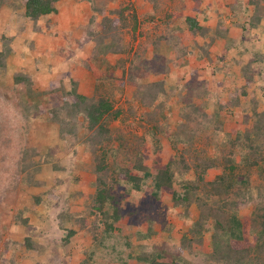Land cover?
Returning a JSON list of instances; mask_svg holds the SVG:
<instances>
[{"label": "rangeland", "instance_id": "obj_1", "mask_svg": "<svg viewBox=\"0 0 264 264\" xmlns=\"http://www.w3.org/2000/svg\"><path fill=\"white\" fill-rule=\"evenodd\" d=\"M175 1L161 0V10L157 13L146 0H112L108 4L106 12L122 11L129 16L126 28L120 29L126 54L105 57L113 67L124 57L128 60L110 70L115 78L119 79L122 72L131 67L130 59L141 52L145 42L149 43L151 38L168 29L185 28L183 20L194 14L190 11L194 3L185 0L182 7L179 0ZM232 2L203 0L199 6L203 12L198 21L206 31L190 33L184 40L189 53L184 52L183 67L173 65L176 56L164 41L161 42L159 54L167 59L170 72L163 75L150 71L143 82L163 80L165 90H171L164 114L172 127L177 123L178 109L182 105L179 86L192 78V71L199 76L198 81L207 79L214 83L224 79L223 91L221 95L220 91L215 92L216 96L227 98L229 93H235L234 88L236 92L241 87L245 89V95H239L240 107L230 109L232 113H221L225 134L234 138L236 131L244 129L241 121L246 116L249 117L248 123L252 121L250 107L257 112L264 108V20L256 27H249L246 18L253 15V10H245L247 0H238L240 12L232 8ZM130 6L137 19L134 36L135 23ZM55 7L56 13L34 22L25 17L22 0H0V53L7 48L11 50L5 58L0 54V60H4V66L0 67V264H147L142 260L145 254H155L157 261L174 258L176 264H203L206 260L199 259L202 253L198 249L203 252L202 247L209 246L203 240L201 243L197 242L198 239H195L196 243L190 240V228L199 215L198 208L194 204L187 209L176 205L168 189L155 191L156 196H152L153 179L150 174H145L147 169L150 173L154 167H164L168 161L178 160L179 151L163 138L159 139L158 147L151 142L144 147L139 138L147 136V132L138 125L139 116L121 122V118L128 115L127 106H136L137 103L132 100L133 87L126 85L122 89L114 79L107 80V95L114 108L123 107L126 114L111 121L110 130L121 131L128 144H131V136L137 140L134 151L116 150L115 156L123 161H118L113 154L108 156L109 161L116 159V164L111 163L115 172L106 180L113 199L104 204L103 213L92 209L95 189L93 176L86 167L89 156L83 153L79 144L60 141L59 126L48 120V108L45 107L49 102L40 96V92L62 77L65 85L76 83V90L81 94L93 95L101 71L91 70L93 45L84 42V38H87L90 19L96 9L93 0H57ZM166 13L172 14L171 19ZM100 21L98 18L93 25ZM123 21L125 18H120L118 23ZM219 23L222 24L219 29L223 28L221 39L215 34ZM94 28L100 29L98 25ZM244 49L256 52L262 59L257 63L254 55L240 53ZM152 54L148 50L145 61L152 58ZM141 59L139 61L145 62ZM248 63L254 71L251 82L245 79L246 74L242 71ZM16 76H28L31 87L26 83H15ZM213 83L211 89L215 87ZM216 107L217 104L211 102L206 113L212 115ZM39 110L44 114L40 116ZM238 114L241 116L236 122ZM219 134L224 138L222 133ZM117 141L112 144L113 148H116ZM155 146L157 149L154 150ZM36 147L41 149V158H35L38 169L32 173V178L39 182V187L17 184L18 178L26 174L21 172V150ZM53 148L50 158L46 155L47 150ZM207 149L209 154H214L211 144ZM136 155L139 161L132 167L126 157ZM190 171L185 178L194 184L196 175ZM119 175L122 180L118 179ZM215 175L216 171L206 173L207 187L211 188ZM172 189L178 194L183 193V185L175 181ZM37 196L40 202L36 203ZM245 213H248L246 209L238 211L240 215ZM115 214L120 220L114 225L117 231L113 232L105 228L104 222L108 217L114 218ZM68 230L75 234L65 242ZM28 238L35 243L39 253L27 250ZM207 262L217 263L214 260Z\"/></svg>", "mask_w": 264, "mask_h": 264}, {"label": "trees", "instance_id": "obj_2", "mask_svg": "<svg viewBox=\"0 0 264 264\" xmlns=\"http://www.w3.org/2000/svg\"><path fill=\"white\" fill-rule=\"evenodd\" d=\"M56 1L22 0L24 15L36 22L43 16L56 13ZM111 1L93 0L96 14L93 13L86 34L87 38H84L86 39L84 42H92L93 45L91 53H94V55L92 56V62H90L93 69L91 70L101 71L98 73L93 95L86 97L81 94L76 90V83L65 85L62 77H58L53 85L40 92V96L46 98L45 100L49 102L48 106L45 107L48 108L46 110L48 120L57 123L59 126L60 141L65 144L69 141L79 144L83 149V153L89 156L90 162L86 167L93 176L92 186L95 189L91 201L92 209L103 213L101 210L104 204L107 200L113 199L108 192L109 188L106 180L110 174L115 172V167L111 163L116 164V159L109 161L108 156L111 157V154L115 156L118 149H131L134 151V142L137 140L136 137L131 136V144H128L124 141L121 131L114 132L110 130L109 123L120 119L121 116L126 114L123 107L115 109L110 97L107 95L106 85L109 83L107 80L114 79L122 89L126 85L133 87L132 100L137 103L136 106H131L130 102L128 103L130 104L127 106L128 115L123 116L121 122H125L128 117L136 118V116H139L138 125L142 126L147 132V136L139 138L144 147L147 142H151L158 147L160 144L159 139L163 138L179 151L178 160H170L164 167H154L150 173L147 169L145 174H150L153 179L154 191H150L152 196L158 191L168 189L172 193V199L176 205H181L187 209L194 204L198 208L199 215L190 228V234L192 235L190 240L195 242V239H198V243L203 240L209 246L206 249L202 247L203 252L198 249L202 253L199 259L206 260L202 263L206 264L207 261L214 260L217 262L215 264H264V108L262 111L257 112L256 109L250 107V119L252 121L248 123L249 117L244 118V115H242L244 119L241 122L244 124V129L236 131L234 138L229 133L225 134L224 124L220 120L221 113L235 107L239 108V95H245V89L243 90L241 87L236 92V88H234L235 93H229L230 100H227L228 97L223 98L220 96L224 87L222 84L223 78L215 80L214 83L207 79L198 81L199 76L192 71V78L179 86L181 91L178 96L182 105L178 109L177 123L172 127L167 115L164 114L165 102L171 95V90L168 92L165 90L163 80L143 82L150 75V71L163 75L170 72L166 64L167 59L159 54L162 41L172 50L174 57L176 56V62L173 65L183 67L184 52L189 53L184 40L187 36H190V33L196 34L206 31L198 21L203 12L199 8L203 0H191L194 7L190 11L194 14L184 18V29L179 27L173 30L168 29L161 35L151 38L149 43L145 42V45L141 46V52H137L134 59H130L131 67L124 70L119 79L115 78L114 73L112 74L110 70L119 67L121 62L123 64L127 62V58L124 57L120 62H117V66L113 67L109 65L105 57L108 54H126L127 49L122 44L121 39L123 37L120 29L126 28L129 16L124 15L122 11L106 12V8ZM146 1L152 4L156 13L161 10V0ZM168 1L177 2L175 0ZM179 1L182 7L185 6V0ZM232 4L233 9L240 10L238 0H233ZM130 9L133 11L131 18L135 23L132 29L134 36L137 19L132 6H130ZM250 9L253 10V15H249L246 19H248L249 27H256L261 20H264V0H247L245 10ZM239 10L238 12H240ZM166 14V17L171 19L172 14ZM98 18H101V21L95 25H98L100 29L96 30L93 24ZM120 18H125V21L121 24L118 23ZM220 24H218L217 31H215L218 39L223 37V28L219 29L222 25ZM148 50L152 51V58L145 61L144 56ZM10 51L7 48L0 54L5 58L6 53ZM240 53L254 55L257 63L262 59L254 51L250 52L244 49ZM204 55L207 56L206 53ZM140 57L145 62L139 61ZM249 64L243 67L242 71L246 74L245 79L251 82L254 71L250 69L251 65ZM3 66L4 60L2 58L0 67ZM102 68H105V70L102 71ZM29 79L28 76H16L14 81L17 84H29L31 87ZM211 83L215 86L214 89H211ZM219 91L220 95L216 96L215 92ZM211 102L217 104L212 115L206 113ZM42 110H39L38 114L40 116L44 114ZM243 110H246V108L244 107ZM229 112L232 113V111ZM28 116L26 117L28 118ZM240 116L238 114L235 117L236 122L239 121ZM90 131L91 133H89ZM219 133H222L224 138ZM115 140H118V144L116 148H113L112 144ZM209 144L213 146L214 154L208 153ZM156 146L154 150L157 149ZM52 150L54 148L47 150L46 155L50 158L53 153ZM21 157L22 163L20 165H23L21 166V172L24 171L26 174L22 173L24 175L18 178L17 184L20 182L24 186L39 187V182L34 181L32 173L38 169L35 158H41V149L38 147L24 148L21 150ZM46 158V161H48L47 156ZM126 158L132 167L133 164L135 165L139 161L137 155ZM120 159L117 160L123 161V159ZM140 162L139 166L142 164V158ZM190 170L196 175L194 184L185 178V175L191 172ZM209 171H216L214 179L211 180V188L205 185L208 182L205 181V175ZM118 179L122 180V175H119ZM130 179L133 180V177H130ZM116 180L117 175L114 181L116 182ZM174 181L183 185V193L178 194L173 191L172 184ZM111 182L113 181L111 180ZM134 188L138 191V187L135 186ZM35 201L36 203L40 202V198L35 197ZM249 204H251L250 210L247 209ZM243 209H246L248 213L238 214V211ZM119 220L120 217L116 214L114 218L108 217L107 221L104 222L105 228L116 232L117 228L114 225ZM74 234L73 230H68L64 238L65 242H68ZM26 247L29 251L35 250L39 253L35 243L30 238L26 241ZM154 256L155 254H145V257L142 256V260L147 264H176L174 258L157 261Z\"/></svg>", "mask_w": 264, "mask_h": 264}, {"label": "crops", "instance_id": "obj_3", "mask_svg": "<svg viewBox=\"0 0 264 264\" xmlns=\"http://www.w3.org/2000/svg\"><path fill=\"white\" fill-rule=\"evenodd\" d=\"M210 20V19H209Z\"/></svg>", "mask_w": 264, "mask_h": 264}]
</instances>
